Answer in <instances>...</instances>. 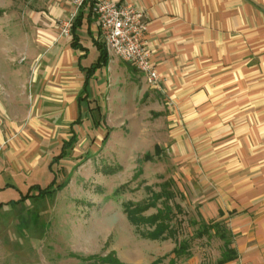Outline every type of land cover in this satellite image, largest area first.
<instances>
[{
	"label": "crops",
	"instance_id": "0c3cea01",
	"mask_svg": "<svg viewBox=\"0 0 264 264\" xmlns=\"http://www.w3.org/2000/svg\"><path fill=\"white\" fill-rule=\"evenodd\" d=\"M115 1L144 8L145 38L150 61L161 77L159 88L149 87L129 63L108 56L88 79L87 98L78 100L85 70L99 55L95 42L98 26L86 3L80 8L83 20L79 28L96 49L95 61L85 63L90 48L82 42L83 35L78 33L84 49H75L70 38L57 29L38 63L44 75L40 82L55 87L46 88L49 92L45 94L54 97L47 105L55 108L51 115L57 126L68 127L69 135H77L75 125L81 123H71L81 118L83 102L88 101L91 109L93 80L102 68L106 70L105 100L110 104L105 106L103 119L108 125L122 109L120 105L126 113L119 119L125 120L134 117L139 101L149 109V100H154L157 111H161L159 103L164 104L168 111L164 109L160 117L166 114L178 123L169 124L174 152L185 160L193 145L200 163L210 170L208 177L203 176L210 186L194 191L195 216L175 202L179 214L187 212V217L179 219L182 222L174 227L178 233L173 238L149 239V264H264V0ZM70 10L60 9L57 14L67 18ZM66 139L62 134L56 148ZM43 141L28 154L30 166L42 157ZM1 143L2 160L9 150ZM183 200L189 201L188 197ZM202 221L207 225L221 222L233 258L220 262L224 240L214 227L200 236ZM153 241L163 242L164 250L157 244L160 250L155 251ZM179 241L184 246L175 254Z\"/></svg>",
	"mask_w": 264,
	"mask_h": 264
},
{
	"label": "rangeland",
	"instance_id": "374dc122",
	"mask_svg": "<svg viewBox=\"0 0 264 264\" xmlns=\"http://www.w3.org/2000/svg\"><path fill=\"white\" fill-rule=\"evenodd\" d=\"M67 8L73 10L70 0H0V140L9 150L0 159V264H103L99 259L108 255L126 264H149L147 234L154 224L140 218L163 208L166 196L154 199L152 194L166 184L174 195L169 204L174 229L187 217V212L179 214L175 202L195 216L192 195L210 186L203 179L210 170L200 163L193 145L185 160L179 159L169 135V124L178 123L166 114L160 117L166 108L162 103L157 111L154 100H149V109L139 101L134 117L125 120L119 119L126 113L120 105L123 110L108 125L103 119L110 105L105 100V68L93 80L91 109L88 101L81 106L75 143L66 156L57 157V141L62 134L70 135L51 115L55 108L47 104L54 97L45 93L55 87L40 82L44 75L38 63L54 31L60 32L68 18L57 12ZM78 33L90 48L85 60L90 65L96 49L83 28ZM99 127L103 130L97 131ZM42 139V157L30 166L27 156ZM52 181L53 187L65 185L51 196L19 201L33 185L44 188ZM146 204L150 206L144 208ZM128 205L144 208L138 220L127 217ZM152 244L155 251L164 250L163 242Z\"/></svg>",
	"mask_w": 264,
	"mask_h": 264
},
{
	"label": "built area",
	"instance_id": "2783aa9c",
	"mask_svg": "<svg viewBox=\"0 0 264 264\" xmlns=\"http://www.w3.org/2000/svg\"><path fill=\"white\" fill-rule=\"evenodd\" d=\"M85 2L92 4L98 26L97 40L104 46L107 55L129 63L149 87L159 88L161 77L150 61L151 51L145 38L148 23L144 8L115 0H70L73 10L64 21L60 34L70 38L71 23ZM235 264L247 263L237 261Z\"/></svg>",
	"mask_w": 264,
	"mask_h": 264
},
{
	"label": "trees",
	"instance_id": "16d2710c",
	"mask_svg": "<svg viewBox=\"0 0 264 264\" xmlns=\"http://www.w3.org/2000/svg\"><path fill=\"white\" fill-rule=\"evenodd\" d=\"M86 3H88L89 5L88 6L89 13L93 14L91 2H85L84 4ZM84 4L82 6H84ZM80 8L70 26V46L75 49H84V47L79 43V36L77 32L83 20V14ZM95 42L99 50V55H98L96 62L92 63L85 70V80L83 81V84H82V92L77 97L78 100L87 98L86 85H87L88 79L91 77V75H93L96 69L100 68L107 61L108 55H107L106 49L98 40H96ZM80 123H81V118L80 116H78V118L73 120L71 124L74 125V124H80ZM76 138H77L76 134L72 132L70 137L62 142L60 146L61 150L57 156L58 158L66 156L67 154L66 151L72 148V145L73 143H75ZM53 182L54 181H52L51 184H49L48 186L44 188H41L39 185H33L31 187V190H29L25 195H23L19 201L24 202L26 199H42L46 196H51L55 191L60 190L65 185L62 183V184L56 185V187H53ZM162 187H163V191L152 194L154 199H160L164 194L166 195L164 198L165 206L163 205V208H158L155 214H152L146 218L137 217V214H139V212L142 211V209L146 208L147 205L150 206V204H146L144 208H138V207L131 208L129 205L125 207L126 215L130 220H138L140 218L141 220H146L149 223L154 224L153 229L149 232V234H147L149 238L151 239H163V238H167L168 236L173 238L178 233L177 230L173 229V227L170 226L169 224V220L172 219V214H171V207L168 204V199L172 198L173 194L170 192L169 188L168 189L166 188L167 187L166 184H164ZM165 188L167 189V191L165 190ZM1 206L2 205H0V207ZM175 207H178V205L176 204ZM201 224H203L204 229L198 232L200 236L203 235V232L205 231L208 232V229H210L211 227H214L216 228L217 235L224 240L225 250L223 251V255L220 259V262H224L228 259L233 258L235 254L232 249L228 248L229 239L227 237V231L225 227L221 224V222H212L210 225H207L204 221H202ZM183 246H184L183 242L179 241V243H177V248L176 247L174 248V253L178 254V251H180V248H182ZM99 262L103 264H126V263L121 262L117 258L112 257V255L101 257V259H99Z\"/></svg>",
	"mask_w": 264,
	"mask_h": 264
}]
</instances>
